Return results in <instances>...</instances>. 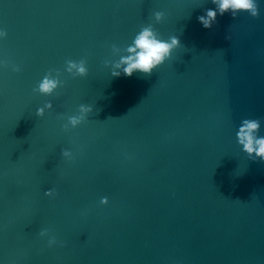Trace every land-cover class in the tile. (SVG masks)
Segmentation results:
<instances>
[{
  "label": "water",
  "instance_id": "water-1",
  "mask_svg": "<svg viewBox=\"0 0 264 264\" xmlns=\"http://www.w3.org/2000/svg\"><path fill=\"white\" fill-rule=\"evenodd\" d=\"M257 3L206 29L211 0H0V264H264V162L236 136L257 118L264 136ZM148 24L182 46L149 77H112L113 45ZM57 70L63 86L33 92Z\"/></svg>",
  "mask_w": 264,
  "mask_h": 264
},
{
  "label": "clouds",
  "instance_id": "clouds-1",
  "mask_svg": "<svg viewBox=\"0 0 264 264\" xmlns=\"http://www.w3.org/2000/svg\"><path fill=\"white\" fill-rule=\"evenodd\" d=\"M215 9H207L204 15H200L198 22L206 29H210L217 21V15L223 16L225 13H230L235 19L239 13L246 12L253 18H258L260 15L257 0H211ZM156 23L163 21L165 13L156 11L154 14ZM6 31H0V37H6ZM226 39L230 40L227 36ZM182 46L180 39L176 35L170 36L167 40L163 39L151 24L141 27L140 31L134 36L131 44L123 50L113 45V54H120V58L114 62H105L107 67L111 63V76L120 77L122 74L131 77L134 73H141L144 77H149L151 74L167 60L171 59L173 52ZM7 67V63H5ZM14 71H19L18 67L13 68ZM66 71L74 77H85L88 74L86 61L67 60ZM61 73L57 70L55 78L52 72L49 71L39 82L38 87L33 89V92H38L41 95L51 96L58 87L63 86V82L59 79ZM53 108L49 101L44 106L36 110V116L43 117L46 110ZM93 111L90 105L81 104L78 108V114L68 117V123L64 125V130L68 131V126L76 128L86 121L89 113ZM261 128L260 119H243L236 133L237 141L242 150L247 154L250 160L264 162V136L259 135ZM62 156L67 160L73 159V153L69 150H62ZM55 191L49 189L45 192L48 197H53ZM108 198L103 197L100 204L106 205ZM41 237L49 235L47 229L41 230ZM56 238L52 236L48 240V245L51 247L56 244Z\"/></svg>",
  "mask_w": 264,
  "mask_h": 264
}]
</instances>
